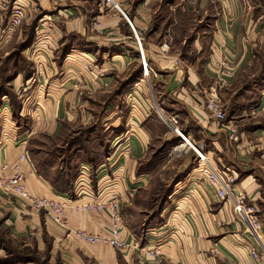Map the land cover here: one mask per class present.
Instances as JSON below:
<instances>
[{
    "label": "crops",
    "instance_id": "0c3cea01",
    "mask_svg": "<svg viewBox=\"0 0 264 264\" xmlns=\"http://www.w3.org/2000/svg\"><path fill=\"white\" fill-rule=\"evenodd\" d=\"M21 1L27 19L35 21L32 57L40 66H52L56 52H61L60 75L44 98L38 94L45 112L36 117L35 111L28 133L5 131L3 122L0 166H8L7 175L17 167L34 197L78 202L99 196L108 202L119 196L123 238L146 243L161 239L162 245L154 260L134 250L121 253L90 246L77 240L74 232L106 234L110 224L106 212L68 208L62 228L43 212L0 192V255L7 229L13 242L24 238L38 246L52 243L50 257L59 264H264V254L257 262L250 256L251 248L264 247V89L259 85L245 91L249 102L238 109V119L227 117L231 97L222 101L224 122L198 108L214 83L220 84L223 95L251 79L245 72L264 47V0ZM130 25L140 38L147 76ZM35 75L42 78L38 70ZM116 78H134L136 84L123 91L124 96L134 94V109L126 107L123 121L118 105L111 104ZM98 105L104 109L100 123L93 113ZM1 115L10 116L7 110L0 119ZM153 115L170 131L166 118L176 116L190 143L219 169L236 176V183L234 194L222 201L193 170L162 208L161 225L142 230L139 238L131 224L135 214L126 215L124 210L144 212L140 196L148 191L151 179L137 170L150 147ZM87 127L106 134L92 153L71 146L70 156L63 152L54 156L37 140L41 133L54 138ZM180 143L184 151L193 152ZM24 153L27 159L20 161ZM237 193L245 194L259 221L258 230L236 210ZM80 195L86 197L77 200Z\"/></svg>",
    "mask_w": 264,
    "mask_h": 264
},
{
    "label": "rangeland",
    "instance_id": "374dc122",
    "mask_svg": "<svg viewBox=\"0 0 264 264\" xmlns=\"http://www.w3.org/2000/svg\"><path fill=\"white\" fill-rule=\"evenodd\" d=\"M8 15V11H0V114L7 110L10 115L9 118L6 115H1L3 118L0 119V137L3 130V122L5 123V131L11 128L12 130H16V134L28 133L32 129L35 118L39 117V114L41 116L44 115L43 113L45 112L42 106L43 100L37 97L38 94L44 98L50 84L60 75L59 63L61 52H56L58 53L57 61H54L52 66H40L32 57V50L29 51L35 39V21L30 23L26 16L22 24L8 35V30H4ZM53 55H55V52H53ZM256 58L255 64H251L245 72V77L251 78L245 80L244 82L247 81L246 83L241 81L236 87L232 88L233 90L223 95H220V84L214 83L210 86V88H217L222 105L224 103L222 101L229 102L228 98L231 97L230 106H228L229 108L227 107L228 110L226 111L228 118H239L241 112L238 109L249 102V100L244 99L246 90H252L253 87L259 85L264 89V47L257 54ZM223 68L224 71H229L227 68ZM36 70H38L42 78H36ZM224 71L223 69L217 71L215 73L217 78L221 77ZM133 79L116 78L117 90L112 92L111 104L118 105V113L122 117V121L127 115V109L129 111L134 109L132 105L134 96L128 99L127 94L123 95V91L130 85L132 88H135L136 84L132 82ZM207 92L205 97L207 96ZM109 100H106V102ZM93 102L90 108L93 106ZM35 111L38 112L36 113ZM35 113L37 114L36 117ZM93 113L98 116L95 121L100 123L103 119L104 109L102 110L98 105L93 109ZM150 129L152 135L150 147L137 170L138 173L148 174L151 179V184L147 188L148 191L143 196H140L141 207L144 209V212L140 214L137 211L131 212L134 209L124 210L126 215L135 214L136 217L131 224L136 228L138 237L142 233V230L161 225L163 221V217L161 216V213H163L162 208L170 200L169 197L175 186L179 182L184 181L197 168L195 153L184 151V147L179 148V146L181 147V139L177 138L154 115L151 117ZM105 135L97 128L87 127L65 131L63 136L60 133L54 138L41 133L37 140L54 156L62 152L65 156H70L71 153L68 149L71 146H77L86 152L92 153L94 148H97L94 146L100 145L106 139ZM65 158L69 159V157ZM167 211H165V216H168L170 213L168 211L167 214ZM124 222L126 224L125 220ZM3 238L5 244L2 245L3 253L0 255V264H59L57 260L55 261L50 257L52 243L48 245L49 243L45 244L44 242L43 246L42 243L38 246L37 243L24 238L21 240L25 242H17L14 238L15 242H13L7 229H5ZM159 240L156 239L154 242L149 243H146L145 240H140L139 245H162V241L159 242ZM105 248L111 249L109 247ZM158 251L160 252L159 249Z\"/></svg>",
    "mask_w": 264,
    "mask_h": 264
},
{
    "label": "built area",
    "instance_id": "2783aa9c",
    "mask_svg": "<svg viewBox=\"0 0 264 264\" xmlns=\"http://www.w3.org/2000/svg\"><path fill=\"white\" fill-rule=\"evenodd\" d=\"M109 1V0H106ZM25 4L21 0H0V11L5 10L9 12L7 18V24L4 30L13 32L19 27L26 17ZM131 26V25H130ZM131 29L133 30L132 26ZM134 33L135 46L139 54V58L142 66L144 67V76L148 75L146 62L138 35ZM136 86V85H135ZM134 94L127 95L128 99H131ZM198 108L205 112L209 118L216 120L217 122H224L226 120V114L223 105L219 99L217 88L211 87L207 92V96L201 102H198ZM166 122L169 125L171 131L183 142L188 145L197 156V168L195 171L199 174L201 179L208 185V187L214 192V194L220 200H226L231 196L236 183V176L228 172L227 170L219 169L211 160L207 158L200 149L195 147L187 140L179 127V121L176 116H169L166 118ZM233 139V137L230 136ZM27 159L26 154H22L20 161ZM7 165L0 166V192L11 195L21 202L22 205L33 210L35 212H43L46 218L53 224L62 228L66 227L65 212L68 208L82 209L86 211H93L97 213L106 212L108 214L110 224L106 234H90L83 230H77L74 232V237L83 241L88 245L109 247L118 252H127L130 250L137 251L140 256L150 257L156 259L159 255L158 249L160 244L147 247L146 245H139V242L135 238L129 240L123 238V221H122V202L119 196H114L108 202H103L99 199V196H89L85 201H71V199H64L59 201L50 198H41L31 196L26 189L24 183V176L14 169L11 175H7ZM86 197L79 196L77 200ZM235 205L236 210L243 211L247 216L249 224L255 230L260 228L259 221L255 216L253 209L247 205L246 196L242 193H237ZM75 202V204L73 203ZM255 240V236H253ZM161 242V239L159 240ZM260 251L257 249H250V256L252 260L258 261L264 254V247L258 244Z\"/></svg>",
    "mask_w": 264,
    "mask_h": 264
},
{
    "label": "bare ground",
    "instance_id": "6f19581e",
    "mask_svg": "<svg viewBox=\"0 0 264 264\" xmlns=\"http://www.w3.org/2000/svg\"><path fill=\"white\" fill-rule=\"evenodd\" d=\"M139 38V37H138ZM140 39V38H139ZM141 42V41H140ZM188 140V139H187ZM189 141V140H188ZM179 148H183V146L179 147ZM83 242V241H82Z\"/></svg>",
    "mask_w": 264,
    "mask_h": 264
}]
</instances>
